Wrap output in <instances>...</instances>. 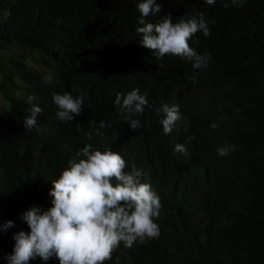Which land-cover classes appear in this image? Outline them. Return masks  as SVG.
Segmentation results:
<instances>
[{
  "label": "trees",
  "instance_id": "1",
  "mask_svg": "<svg viewBox=\"0 0 264 264\" xmlns=\"http://www.w3.org/2000/svg\"><path fill=\"white\" fill-rule=\"evenodd\" d=\"M139 2L0 0V101L6 103L0 109V224L15 222L0 232V264H8L13 234L30 231L20 214L51 206L49 195L37 197L38 189L58 179L89 144L120 153L127 170H141V182L151 184L162 204L155 219L159 237L132 248L121 243L105 264H264V0L242 7L231 0L229 7L221 0L214 7L204 0H157L162 11L148 22L205 13L211 35L199 32L189 41L198 54H210L205 69L175 56L157 59L140 44ZM34 53L40 69L42 55L44 68L57 72L51 83L29 67ZM135 89L148 99L133 117L141 122L138 130L114 105L117 93ZM64 92L85 97L75 122L57 119L52 95ZM32 94L43 112L27 129ZM163 104L177 106L182 117L171 134L160 124L163 112L157 115ZM101 120L111 127L99 129ZM177 143L187 152H175ZM227 145L234 151L217 155Z\"/></svg>",
  "mask_w": 264,
  "mask_h": 264
},
{
  "label": "clouds",
  "instance_id": "2",
  "mask_svg": "<svg viewBox=\"0 0 264 264\" xmlns=\"http://www.w3.org/2000/svg\"><path fill=\"white\" fill-rule=\"evenodd\" d=\"M221 2L224 7H229L227 0ZM204 3L214 7L217 0H204ZM245 3L247 0H231L233 7H242ZM137 9L139 24L143 25L136 29L141 36L140 44L155 53L157 59L175 56L193 62L195 69L207 68L210 54H198L189 43L199 32L204 37L211 35L204 12L177 22H173L169 14L153 23L146 18L155 17L162 11L157 0H140ZM51 81V76L45 77V83ZM52 99L61 122H75L84 111V96L53 93ZM33 100L32 96L27 99L31 105L30 114L23 121L27 129L36 127L38 116L43 112ZM114 105L132 130L142 127L141 122L133 118L142 114L148 105L147 97L141 95L139 89L126 95L117 93ZM161 111L164 114L160 120L163 131L171 134L182 118L179 108L163 104L157 109V115ZM88 124L97 128L95 120ZM106 127L111 125L101 120L98 128ZM211 127L216 129L219 125L213 123ZM174 151L186 153L187 149L177 143ZM216 151L219 156H227L234 151V146L219 147ZM76 156L79 159L69 161L58 179L49 181L53 185L49 192L51 206L33 205L20 214L30 231L20 230L13 234V252L5 257L8 264H30L37 258L44 264L52 258L58 259L59 264H105L121 243L132 248L135 243L143 244L159 237L160 228L155 219L160 216L161 200L151 184L141 182V170L135 166L127 170L128 164L120 153L93 151L90 144L81 148ZM13 227L15 222L8 220L0 224V232L6 233Z\"/></svg>",
  "mask_w": 264,
  "mask_h": 264
},
{
  "label": "rangeland",
  "instance_id": "3",
  "mask_svg": "<svg viewBox=\"0 0 264 264\" xmlns=\"http://www.w3.org/2000/svg\"><path fill=\"white\" fill-rule=\"evenodd\" d=\"M41 58H42V70L39 68V65H40V63H41V61H39V60H41L40 59V55L38 54V53H34L32 56H31V61H29L28 62V64H29V67L32 69V68H38L39 69V71L41 72V73H44L45 75L47 74V76H51L52 77V79H56L57 78V72L54 70H52L51 69V71H47V68H44L45 67V65H46V58H43V56L41 55ZM16 84H17V86L20 88V89H22L23 91H28L29 93H30V88L27 86V85H25V84H22L20 81H16ZM10 91H11V94H12V96H14L13 98H20L18 95H16L12 90H13V88H11L10 87V89H9ZM32 97H34V98H38V95L37 94H32ZM6 106V103H4V102H2V101H0V109L1 108H4ZM20 175H22V174H20ZM50 181H54V180H50ZM48 182V183H47ZM46 183H44L39 189H38V192H37V197H42V198H47L48 197V195H49V192H50V190L52 189V187H53V185H52V182H49V181H47ZM28 185V180L27 179H25V180H23V182H22V184H21V186H20V190H21V192H23L24 191V188L26 187ZM51 197H50V195H49V197L47 198V200L48 199H50Z\"/></svg>",
  "mask_w": 264,
  "mask_h": 264
}]
</instances>
